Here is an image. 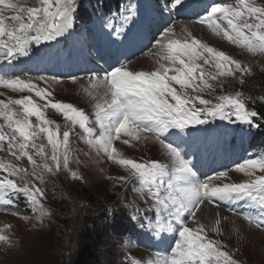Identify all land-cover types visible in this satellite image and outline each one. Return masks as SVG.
<instances>
[{"label":"snow or ice","instance_id":"1","mask_svg":"<svg viewBox=\"0 0 264 264\" xmlns=\"http://www.w3.org/2000/svg\"><path fill=\"white\" fill-rule=\"evenodd\" d=\"M81 6L80 0H35L31 5L28 0H0V88L29 93L8 98L7 102L0 100V119L4 122L0 125V151H7L16 161L26 158L31 165L29 173L10 160H0V171L6 173L0 179V204L12 205L23 197L32 215H13L41 224L53 215L56 210L42 202L45 189L33 181L43 185L46 174L61 169L71 179L84 181L70 168V134L78 125L81 131L77 135L98 156L103 155L127 172V176L118 177L120 184L136 181L133 191L146 207L137 206L129 220L157 246L155 259L149 264H240L222 240L208 235L222 236V220L229 217L216 212L206 225L198 213H204L206 204L216 208L224 204L249 228L264 232V154H246L231 168L201 179L196 160L200 147L194 138L199 137L204 147L221 148L229 143L230 136L235 138L237 130L251 136L264 129V108L258 111L248 106L257 98L240 90L216 94L217 86L223 89L229 77L244 85L251 67L197 39L186 25L180 28L183 38H177L175 16L181 10L200 6L193 0H148L146 5L126 0L104 18L103 27L108 29L105 36L116 52L108 59L97 53L96 59L107 67L80 69L83 76L67 73L35 77L21 68L23 63L48 55L61 38L76 31ZM202 9L194 23L206 26L214 36L252 56L264 57V5L239 0L235 5L203 4ZM145 40L156 50L148 53L155 67L135 70L130 57L147 48ZM18 72H28L29 76L24 79ZM64 80L81 86L92 102L91 116L71 103L49 99L53 93L37 83L59 84ZM33 94L43 103L34 100ZM259 102L264 105V96ZM49 108L70 122L62 134L60 125L47 118L45 110ZM42 138L47 145L37 143ZM115 141L124 145L158 144L161 158H126ZM231 172L242 174L244 179L232 182ZM241 203L253 211L231 207ZM81 206L86 207L83 202ZM119 211V207L110 205L106 215L114 219ZM234 231L241 238L240 229ZM0 242L13 244L3 230Z\"/></svg>","mask_w":264,"mask_h":264},{"label":"rangeland","instance_id":"2","mask_svg":"<svg viewBox=\"0 0 264 264\" xmlns=\"http://www.w3.org/2000/svg\"><path fill=\"white\" fill-rule=\"evenodd\" d=\"M34 2L35 0H28L30 5ZM135 2L146 5L148 0H136ZM193 2L197 5L201 2L203 4L231 3L235 5L239 0H193ZM255 2L258 5H264V0H255ZM196 8L197 7H194L193 9ZM185 12L184 10H181V12L175 16L177 26L179 25L181 28L186 25L188 30L197 39L204 41L218 50L224 51L226 54L232 56L233 59L239 60L242 64L250 66L251 73L248 76L264 73V57L252 56L246 53L245 50L229 44L220 37L214 36L206 26L194 23L196 16H193L191 10L187 11V13ZM78 15H80V12H78ZM89 24H91L92 27L93 37L89 30L84 29V33L83 28H77L71 35L61 38L59 43L54 45L48 55L43 56L39 60L26 62L24 69H28L30 74L35 77L37 75L67 74L66 70L70 66V73L83 76L84 73L82 71H76L74 67L76 65L67 61V56H65V54L71 50V44L77 42L74 37L78 36L80 40L79 47L81 48L84 47L87 49L88 42H96L94 53L89 54L88 51L86 55L87 58L83 59H90V63L93 66L88 68L96 67L95 65L102 61L96 59L97 53L105 57V46H102V44L109 43V38L105 36L108 29L103 27L104 18L101 17V13L99 16L91 17ZM101 28L104 30L103 36ZM86 35L90 40L85 38ZM184 35L185 34H177V38H183ZM144 43L147 44V48H144L142 52L140 51L141 54L136 57L130 58L132 60L131 67L135 70H141L142 67H151L146 70L150 71L155 67L154 60L149 64L141 63L139 60L144 54L148 58H152L148 53H155L156 50L152 48L147 40H145ZM78 57H80V53L76 54L74 59L75 62H78ZM82 63L84 68L86 63ZM21 66L22 64L20 67ZM17 75L27 79L29 73L18 72ZM248 76H246L245 79ZM37 83L39 87L47 88L53 93L49 99L71 103L73 106L84 110L90 116L92 115V102L86 94H83V91H79V88L81 87L80 85L73 84L71 81L67 80L62 81L59 84H52L50 82L45 84L39 81H37ZM237 90L243 91V85H240L237 79L229 77L226 78L223 89H221L219 85L217 86L216 94H231ZM189 92H191V90H189ZM0 93H3V95H0V100H4L5 102H7L8 98L17 99L22 95H29L27 92L14 93L10 89L4 88H0ZM203 95L206 99L214 100V97L212 96H208L207 94ZM33 99L38 103H43V101L39 100L38 97H35L34 94ZM45 114L48 119H51L56 124L60 125L61 134L63 130H65L66 124L70 126V122L65 121L62 114L57 113L51 108L45 110ZM34 119L35 118H33V120ZM3 123V120L0 119V125ZM92 126L95 127L94 124ZM5 131H7L6 128ZM80 131L81 130L77 125L72 129L70 134V148L72 150L70 168L73 171H77L78 174H81L84 177V181H75L71 179L70 174L63 169L59 172H55L54 170L53 174H46V182L43 185H40L38 181H33L46 191V198L42 202L45 203L47 207L56 210L51 217L44 218V222L41 224L35 219L24 220L21 219L20 216L13 215V212H18L21 215L27 216L32 215L30 209L25 206V200L23 197L17 199L12 205L0 204V230H3V234L8 235L13 241L11 246L0 242V264H71L72 257L83 240L82 224L87 222L96 224L97 226L98 230L96 234L101 238V249L105 252L104 255L100 256L102 264H132V261H136L137 264H149L151 260L155 259L157 246L154 245L145 235L144 237L148 239V242L151 245L150 249L152 250L148 248V243L136 245L134 242L140 235V231L139 234L135 236L134 234L136 230L134 228L130 231H127V229L126 231H123L122 228L121 230L119 228L113 232H99L106 223L110 225L113 220L111 221L112 217L108 215H105L106 219H103L102 213L90 215L88 213L90 203L95 204L98 209L104 206L105 214L106 209L110 205L119 207L120 211L117 213L121 212L127 218L130 214H135L137 206L143 209L146 205L143 204L140 195L133 191V186L136 184V181L133 180L126 185L120 184L118 177L122 175L127 176V172L121 166L108 161L103 155L98 156L95 150L77 135ZM236 133L237 136H235L234 139L231 136L229 137L228 144L221 148L214 149L211 147H204L203 144L199 142V137H197L196 146L200 147L199 155L209 159L212 157V154H214L212 159L215 160L217 153H219L218 159L221 160L220 164H222V160L233 156L232 149L234 148V156L236 158L238 157V162H241L242 159L245 158L246 153L244 151H246L248 147L245 149L243 145H240V138L247 139L248 141L250 139L249 136L242 135L239 130H237ZM124 139H127V137ZM37 143H44L47 145L46 139L43 138L37 141ZM133 145H124L121 141H115V146L126 158L136 160L161 158L159 150L157 149L159 148L158 144L155 145V147H144L145 144L133 142ZM4 147L6 149V144ZM46 150L51 154L50 146H48ZM0 160H10L13 163L26 168L28 172L31 173V165L28 164L26 158L16 161L14 157L7 153V151H0ZM76 161H79V163ZM220 170L221 169H219L218 166L217 171ZM5 175L6 173L0 171V179ZM230 178L232 182H241L244 179L242 174H236L235 172L230 173ZM29 179H31V176H29ZM118 200L120 202L119 204H117ZM81 202H83L86 207L81 206ZM149 203H151V201H149ZM231 207L236 208L238 211H253L243 208L242 203L233 204ZM125 208L127 211H125ZM219 208L226 213L231 214L227 211V205L220 204ZM149 215H151V213H149ZM127 218H125V224L128 223ZM133 223L134 227L137 228L135 222ZM189 223L191 222L189 221ZM33 225L36 226L33 227ZM233 228L239 227L231 225L229 230L228 228L225 229L222 236H217L212 232H209L208 235L214 239H221L224 244L227 245L228 250L234 252L235 256L240 260V264H264V232L261 231L263 233L261 239L255 238L256 240L252 241V243L250 241L251 239L246 241L243 240L242 236L240 239L236 238V236L233 235ZM245 233L247 234L248 232ZM250 247H254V250H251ZM101 254H103V252H101Z\"/></svg>","mask_w":264,"mask_h":264},{"label":"trees","instance_id":"3","mask_svg":"<svg viewBox=\"0 0 264 264\" xmlns=\"http://www.w3.org/2000/svg\"><path fill=\"white\" fill-rule=\"evenodd\" d=\"M80 2L82 6L79 9L80 15L77 16V28H81L82 25L89 22L91 17L99 16L100 13L101 17L105 18L110 12H115L119 7H121L126 0H80ZM245 81L246 82L243 85V92L246 95L257 98L255 103H249V108H255L258 111L261 110L264 108V105L259 102V97L264 96V73L248 76ZM250 144V147L257 154H264V129L260 130L255 135H251ZM104 209V206L98 209L95 204L90 203L88 213L90 215L102 213L103 219H106ZM120 213H116V217L111 219V221L113 220L112 223L110 225L106 223L102 228L103 230L101 229L99 232H113L119 228L120 230L122 228L123 231H126L127 224H125V218L127 217H125L123 213ZM82 228L83 240L73 255L71 264H102L100 256L104 255L105 252L101 249V238H99L98 234H96L98 230L96 224L87 222L82 224ZM101 252H103V254H101Z\"/></svg>","mask_w":264,"mask_h":264},{"label":"bare ground","instance_id":"4","mask_svg":"<svg viewBox=\"0 0 264 264\" xmlns=\"http://www.w3.org/2000/svg\"><path fill=\"white\" fill-rule=\"evenodd\" d=\"M176 28H177V34L178 35H180V34H183V33H181L180 32V27H179V25L177 26L176 25ZM136 59V58H135ZM138 60V59H137ZM153 61V59L152 58H148L147 56H145V54H144V56L143 57H141L140 58V60H139V62H141V63H147V64H149L150 62H152ZM134 63V62H133ZM151 67H142L141 68V70H144V71H146V70H148V69H150ZM72 84V83H71ZM76 89H77V87H76ZM79 91H82V89H81V87L79 88ZM83 94H85V93H83ZM155 145H157V144H154V143H152V142H148V143H145V145H144V147H155ZM156 149V148H155ZM158 149V148H157ZM234 174V173H233ZM237 174V173H236ZM234 178V177H233ZM241 178V177H240ZM235 180V179H234ZM232 181V180H231ZM236 181H237V179H236ZM239 182V181H238ZM204 207V209H205V211H204V213L203 214H201V213H198V215L201 217V219H202V222L204 223L205 222V224L206 225H209L210 224V222H211V220L215 217V213L216 212H219L220 213V215H221V217H223V216H228L229 217V219L227 220V221H223L222 220V225H221V228H222V231L224 232L225 231V229H227L228 228V230H229V228H230V226L231 225H234V227L235 226H237V227H239L240 228V233H239V235H240V237L242 236V238H243V240H246V241H248V239H251L250 241L252 242V241H254V240H256L255 238H257V239H261V236H263V233L261 232V231H259V230H257V229H254V228H249L248 226H247V224L245 223V222H243V220L241 219V218H238V217H234L233 215H231V214H229V213H226L225 211H223L222 209H220L219 207L218 208H216V207H214V206H209V205H204L203 206ZM243 225V226H242ZM242 226V227H241ZM245 229H244V228ZM242 228V229H241ZM234 229H236V228H233L232 230H234ZM227 231V230H226ZM245 232H248L247 234L245 233ZM233 235L234 236H236V238H238V236H237V234H236V232L234 231L233 232ZM213 236V235H212ZM245 237H246V239H245ZM224 238V237H223ZM240 239V238H239ZM221 240V239H220ZM239 242V241H238ZM253 243V242H252ZM246 244V243H245ZM252 245V244H251ZM246 246V245H245ZM243 247V246H242ZM249 248V247H248ZM250 249L251 250H254V247H250ZM250 253H251V251H250Z\"/></svg>","mask_w":264,"mask_h":264}]
</instances>
